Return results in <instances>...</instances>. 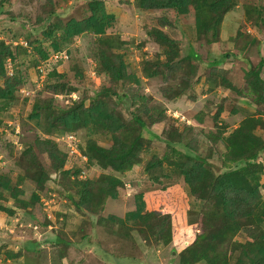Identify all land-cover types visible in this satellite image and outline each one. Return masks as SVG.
I'll use <instances>...</instances> for the list:
<instances>
[{"label": "rangeland", "instance_id": "obj_1", "mask_svg": "<svg viewBox=\"0 0 264 264\" xmlns=\"http://www.w3.org/2000/svg\"><path fill=\"white\" fill-rule=\"evenodd\" d=\"M102 1L107 13L114 15L106 34L127 41V46L117 51L123 53L127 71L141 80L139 86L132 85L137 87L139 93L151 97L152 108H165L166 118L143 129L142 135L146 142L140 162L130 170L118 173L102 169L96 164L88 167L83 155L88 138L86 130L47 133L43 118L34 120L29 115L33 103L39 99L55 97L54 106L66 107L85 95L94 96L101 89L107 77L98 71L97 40L92 34L83 33L74 40L63 41L57 33L55 38L60 50L54 52L51 46L54 37L43 36L45 26L37 24L36 16L44 14V9L60 11L72 0H52L51 4L47 0H9L3 9L4 14H0V40L20 47L16 48L15 60H6L5 68L9 74L21 75L24 81L16 91V99L6 109L0 110V174L8 176L11 185H17L22 190L18 198L26 202L27 206L18 208L9 191H1L0 203L12 208L14 213L9 215L0 211V264H118L96 251L97 242L116 252L118 257L125 258L119 264H179L180 256L172 244L166 245L153 236L144 240L136 231L135 219L128 216L135 210V197L140 192L170 186L179 191L178 187H173L175 184L188 191L176 166L162 161L161 165L147 170V163L154 157L161 159L164 155H168L171 160L178 159L184 152L183 146L173 144V151L167 146L166 138L172 131L178 132L183 126L193 125L183 142L186 143L191 137L196 138L195 154L205 157L207 169L218 174L242 164L226 160L228 149L223 140L219 138L213 142L210 139L211 135L216 134L217 127L225 126L222 136L228 137L244 118L257 117L264 124V104L254 102L245 78L247 69L261 64L260 75L264 79V14L257 26L250 24L245 15L246 5L264 8V0H237L236 7L225 15L220 25L218 41L213 43H208L206 37L197 34L193 9L185 15H177L173 11H140L135 0ZM78 4L73 2V6ZM6 11L20 14L25 22L11 21ZM73 11L75 16L79 15L76 8ZM162 16L170 21L162 29L178 44L179 57L195 55L190 64L196 66L198 81L194 77L187 84L184 82V76L188 74L185 62L171 73L168 81L164 82L160 76L154 79L145 77L144 70L152 72L157 63L164 72L169 68L164 63L165 47L149 35L150 28L158 27L157 18ZM56 18L52 15L49 20L53 22ZM61 19L64 22L66 18ZM237 32L246 36L236 38ZM35 47H42L48 53V58L41 61ZM235 53H239V56L236 57ZM213 61L215 66L224 69L225 76L235 86V90L216 86L218 78L210 74V67L207 66ZM52 70L62 74V80L75 87L76 91L53 94L47 88L48 84L57 81V78L48 75ZM184 85L187 86L184 94L176 100L168 102L163 97L161 88L171 87L175 92ZM117 89L124 97L126 93L123 86L119 84ZM118 102V108L129 118L132 107L127 108L119 99ZM219 108L221 110L218 112ZM196 118L197 122L194 121ZM254 132L264 139V127L258 125ZM43 136L55 140L66 152L63 169L70 170L72 174L64 180L58 173L50 171L45 186L38 188L31 179L21 177L16 161L21 150L33 144L36 137ZM92 138L100 145L108 146L111 143L106 136L93 135ZM40 160L48 169L47 157L40 155ZM258 162L264 166V151L259 154ZM75 171L81 180H95L103 173L118 176L122 181L119 197L115 200L106 199L107 202L96 212L78 209L74 204L78 199L77 187L72 184ZM62 181L66 183L62 184ZM259 182L264 183V168ZM261 192L264 198L263 190ZM33 194L39 198L35 203L31 200ZM190 203L191 210L183 213L185 224L179 231L182 236L192 235V224L196 225L197 230L201 229L202 204L194 201ZM258 211L252 216L255 217ZM258 226L264 230V221ZM245 230L239 231L233 241L250 240L249 231ZM84 236H90L91 239L82 243ZM221 245L229 251L227 243ZM237 254H231V264ZM195 264L206 263L199 261Z\"/></svg>", "mask_w": 264, "mask_h": 264}, {"label": "trees", "instance_id": "obj_2", "mask_svg": "<svg viewBox=\"0 0 264 264\" xmlns=\"http://www.w3.org/2000/svg\"><path fill=\"white\" fill-rule=\"evenodd\" d=\"M47 1L48 4L52 3V0ZM73 2L79 4L73 6ZM7 4L9 0H0V14H4L3 9ZM135 4L140 11H173L177 15H185L193 9L197 34L206 37L208 43H213L218 41L220 25L225 15L236 7L237 0H135ZM75 8L78 10V16L73 14ZM43 12L45 13L36 16L35 21L45 26L42 31L43 36L54 37L51 41L54 52L60 50V44L55 38L57 33L63 41L74 40L83 33H90L96 38L99 45L98 71L107 79L94 96L85 95L66 107L54 106L55 97L39 99L33 103L29 117L34 120L42 117L47 133L86 130L88 138L83 148V155L88 167L96 164L102 169L118 173L130 170L140 162V155L146 142L142 135L143 129L162 122L166 118V113L165 108H152L151 97L139 93L137 87L132 85L134 83L139 86L141 80L127 71L123 53L117 51L127 46V41L120 38L117 40L106 34L107 28L112 25L114 15L107 13L102 0H72L60 11L44 9ZM263 14L262 7L259 8L254 4L245 6L246 19L254 26L262 21ZM6 15L11 21L25 22L20 14L6 11ZM52 15L57 18L50 22ZM61 18L66 19L63 22ZM157 23L158 27H151L149 35L156 43L165 47L164 63L169 65V68L164 72L157 63L152 72L144 70L145 77L154 79L160 76L164 82L168 81L171 73L176 72L185 62L188 66V74L184 76V80L186 79L184 82L187 84L194 77L198 81L196 66L190 64V60H193L195 55L187 54L179 57L178 44L162 29L168 26L170 21L162 16L157 18ZM243 35L246 36L237 32L235 37ZM19 47H13L12 43L0 40V110L6 109L16 99V91L23 85L24 80L21 75L9 74L5 68L7 59L15 60L16 48ZM35 48L41 61L48 58V53L42 47ZM234 55L237 57L239 53ZM215 65L213 61L207 66L210 67V74L218 78L216 86L235 90V86L225 76L224 69ZM260 66L261 64L247 69L245 78L254 96V102L264 104V79L260 75ZM48 75L57 78L56 82L47 86L53 94L76 91L75 87L62 80L64 76L56 70H52ZM119 84L125 90L124 97H121L117 89ZM186 87L180 86L175 92L171 87H164L161 91L166 101H171L184 94ZM118 99L127 108L132 107L129 118H126L118 108ZM220 110L221 108L218 112ZM196 120L198 119H194ZM1 125L0 119V127ZM258 125L264 127L257 117L244 118L228 137L222 136L225 126L217 127L216 134L211 135L210 139L213 142L218 141L219 138L223 140L228 149L226 160L242 164L218 174L207 169L205 157L195 154L196 138L191 137L186 143L183 142L193 125L183 126L178 132L177 130L170 132L166 138L167 146L174 151L173 144H180L184 152L174 160L168 155H164L161 159L154 157L147 163L146 169L149 170L158 164L161 165L162 161H167L179 169L188 191L175 184L173 187L176 189L178 187L179 191L170 186L138 193L135 197L136 208L128 213V216L135 219L138 234L146 241L149 236H153L166 245L172 244L174 251L180 256L179 264H195L199 261L206 264H231V254L236 252L238 254L233 264H264V230L258 226L264 221V198L261 192V190L264 192V183L259 182L264 166L258 162L259 154L264 151V139L254 132ZM93 135L109 137L111 143L108 146L100 145L92 138ZM40 155L47 157L48 169L41 162ZM65 161L66 152L59 147V144L52 138L43 136L36 137L33 144L21 150L16 165L21 171V177L31 179L38 188H43L50 178V171L58 173L64 180L71 176L70 170L63 169ZM78 175L77 171L73 172L72 182L77 187L78 199L74 204L78 209L96 212L107 202L106 199L115 200L119 197L122 181L118 176L103 173L95 180H81ZM65 183L62 181V184ZM6 190L15 198L18 208L24 209L27 206L26 202L18 198L22 190L17 185L12 186L8 176L0 174V195H2L1 191ZM38 199L36 194L31 197L32 203L37 202ZM191 201L202 204L201 229L197 230L196 225L192 224V235L182 236L179 231L185 224L183 213L191 210ZM257 209H259L257 215L253 217L252 214ZM0 211L9 215L14 213L12 208L1 203ZM242 219L247 221L242 222ZM243 229L249 231L250 240L233 241V237ZM90 239V236H84L82 243H87ZM224 243L229 245L227 246L230 247L229 251L222 248L221 244ZM95 249L115 263L119 264L125 259L118 257L116 252H112L109 248L103 247L101 242L95 244Z\"/></svg>", "mask_w": 264, "mask_h": 264}, {"label": "crops", "instance_id": "obj_3", "mask_svg": "<svg viewBox=\"0 0 264 264\" xmlns=\"http://www.w3.org/2000/svg\"><path fill=\"white\" fill-rule=\"evenodd\" d=\"M176 100V99H175ZM168 102H172V101H168Z\"/></svg>", "mask_w": 264, "mask_h": 264}]
</instances>
